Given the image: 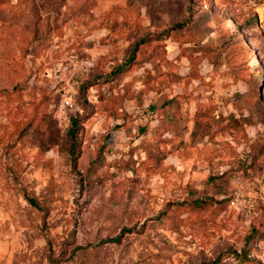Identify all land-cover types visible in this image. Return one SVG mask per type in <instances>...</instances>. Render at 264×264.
Returning <instances> with one entry per match:
<instances>
[{
    "label": "rangeland",
    "instance_id": "obj_1",
    "mask_svg": "<svg viewBox=\"0 0 264 264\" xmlns=\"http://www.w3.org/2000/svg\"><path fill=\"white\" fill-rule=\"evenodd\" d=\"M0 264H264V0H0Z\"/></svg>",
    "mask_w": 264,
    "mask_h": 264
},
{
    "label": "trees",
    "instance_id": "obj_2",
    "mask_svg": "<svg viewBox=\"0 0 264 264\" xmlns=\"http://www.w3.org/2000/svg\"><path fill=\"white\" fill-rule=\"evenodd\" d=\"M136 43H138V42H136ZM136 43H134V45L132 47V51L135 48ZM128 60H126V61H128ZM69 122L71 124V128L69 129L68 132L71 135L73 133L74 127H75V118L74 117L70 118ZM117 237L118 236H115V238H113L111 240H115V239H117ZM235 255H236V257L238 258L239 261H244L246 259V257H247V250L245 248H242L239 252H235Z\"/></svg>",
    "mask_w": 264,
    "mask_h": 264
}]
</instances>
